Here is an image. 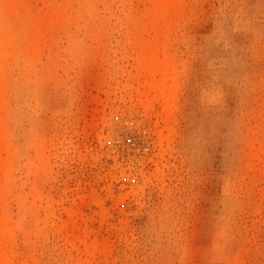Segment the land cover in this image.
<instances>
[{"label": "rangeland", "instance_id": "rangeland-1", "mask_svg": "<svg viewBox=\"0 0 264 264\" xmlns=\"http://www.w3.org/2000/svg\"><path fill=\"white\" fill-rule=\"evenodd\" d=\"M0 264H264V0H0Z\"/></svg>", "mask_w": 264, "mask_h": 264}]
</instances>
